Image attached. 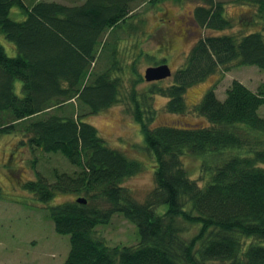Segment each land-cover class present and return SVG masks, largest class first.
I'll use <instances>...</instances> for the list:
<instances>
[{
	"label": "trees",
	"instance_id": "1",
	"mask_svg": "<svg viewBox=\"0 0 264 264\" xmlns=\"http://www.w3.org/2000/svg\"><path fill=\"white\" fill-rule=\"evenodd\" d=\"M140 1L0 0V32L18 52L10 56L0 43V136L22 134L34 169L38 152L61 153L72 166L55 168L51 178L36 170V179L25 182L44 202L58 193L77 195L49 206L56 231L70 235L65 264H264V82L253 90L234 79L224 99L210 87L192 109L204 122L154 124L156 94L168 98L169 112L184 113L187 89L217 70L264 69V0H235L257 7L262 27L252 32H228L235 23L224 2L202 0L193 21L223 33L197 38L184 66L173 71L172 85L148 81L151 86L139 90L137 82L147 81L141 73L125 91L119 73L127 67L118 49L122 34L142 24L143 18L134 23ZM14 8L23 20L11 17ZM191 26L187 37L197 32ZM105 57L109 64L97 70ZM121 102L140 123L144 146L156 160L145 201L124 185L142 163L111 147L87 120ZM193 161L203 185L192 178ZM4 193L0 184V198ZM117 213L137 225L136 244L112 245L99 232Z\"/></svg>",
	"mask_w": 264,
	"mask_h": 264
},
{
	"label": "rangeland",
	"instance_id": "2",
	"mask_svg": "<svg viewBox=\"0 0 264 264\" xmlns=\"http://www.w3.org/2000/svg\"><path fill=\"white\" fill-rule=\"evenodd\" d=\"M66 3H82L84 0H57ZM223 1L225 15L234 21V29L228 32H252L262 27L256 14L257 7L251 3H240L235 0ZM202 0H141L136 9L141 17L134 21H141L137 29H130L118 49V59L126 65L127 71H120L124 80L125 91L129 90L143 76L150 66L160 65L163 60L176 72L184 66L193 43L203 34H221L223 31L207 30L197 26L193 21L194 9ZM169 19H168V16ZM11 17L23 20L25 15L18 9L11 10ZM245 21L246 24H241ZM189 23L197 28L196 33L187 37ZM259 28V29H260ZM256 29V30H255ZM0 43L10 56L17 55L15 44L0 32ZM110 57V54H109ZM166 57V58H165ZM110 59L105 57L97 70L103 71ZM161 63V64H162ZM103 65V69H102ZM234 79L245 83L253 90H257L264 82V69L256 65H233L231 70H217L205 81L189 87L186 91L188 108L184 113L169 112L165 107L168 98L162 94L154 96V106L158 109L154 124H181L184 122L197 123L206 121L193 112V107L199 103L206 91L216 86V93L220 99L226 97V90ZM151 82V81H150ZM148 81L137 82L136 87L144 90L151 86ZM174 83V76L164 79L160 84L163 87ZM18 88L22 83H18ZM264 115V106L260 108ZM87 120L95 125L100 134L111 147L120 149L131 158L142 163V169L136 175L127 178L124 185L131 188L134 195L145 201L154 186V172L156 160L145 148L141 126L136 121L131 110L126 109L123 103H117L100 113L87 116ZM22 134H3L0 136V184L4 189V197L0 198V264H65L70 250V235L56 231L54 222L49 213V206L62 201L74 200L77 195L58 193L51 202H44L34 192L25 187V182L36 179L37 171L41 169L51 178L55 168L60 171L72 170L61 153L38 152V168L34 169L29 143H24ZM27 140V136H24ZM39 151V150H38ZM192 178L204 184V176L199 172L198 161L192 162ZM264 167V163L262 164ZM37 170V171H36ZM99 232L106 237L110 244L133 245L139 241V231L136 224L123 214L113 215L108 224L99 225ZM196 232L193 228L187 232L192 236Z\"/></svg>",
	"mask_w": 264,
	"mask_h": 264
},
{
	"label": "water",
	"instance_id": "3",
	"mask_svg": "<svg viewBox=\"0 0 264 264\" xmlns=\"http://www.w3.org/2000/svg\"><path fill=\"white\" fill-rule=\"evenodd\" d=\"M173 72L171 67L167 64H161L156 66H150L145 71V79L147 81H156L163 80L172 76ZM80 202H87V200L83 197L78 198Z\"/></svg>",
	"mask_w": 264,
	"mask_h": 264
},
{
	"label": "flooded vegetation",
	"instance_id": "4",
	"mask_svg": "<svg viewBox=\"0 0 264 264\" xmlns=\"http://www.w3.org/2000/svg\"><path fill=\"white\" fill-rule=\"evenodd\" d=\"M196 24V23H195Z\"/></svg>",
	"mask_w": 264,
	"mask_h": 264
}]
</instances>
